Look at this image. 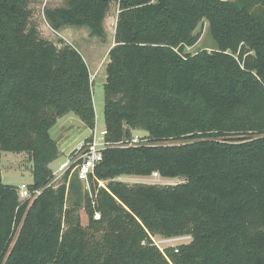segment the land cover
<instances>
[{
  "label": "trees",
  "instance_id": "1",
  "mask_svg": "<svg viewBox=\"0 0 264 264\" xmlns=\"http://www.w3.org/2000/svg\"><path fill=\"white\" fill-rule=\"evenodd\" d=\"M31 1L0 0V158L25 152L27 187L39 191L21 201L0 176V264H264V0L44 8L54 30L86 25L104 40L103 20L117 2L103 121L105 140L120 145L102 151L91 194L76 174L67 180L69 169L50 184L59 151L49 129L71 112L92 130L95 113L86 62L71 45L40 36ZM203 19L216 47L191 54ZM134 129L145 142L128 145ZM153 171L181 181L118 179ZM155 235L190 240L160 249Z\"/></svg>",
  "mask_w": 264,
  "mask_h": 264
},
{
  "label": "rangeland",
  "instance_id": "2",
  "mask_svg": "<svg viewBox=\"0 0 264 264\" xmlns=\"http://www.w3.org/2000/svg\"><path fill=\"white\" fill-rule=\"evenodd\" d=\"M67 0H33L29 4L31 11L30 21H32L41 37L48 39L58 47L63 43L69 44L74 47L83 57L87 64L90 74V89L92 92L93 108L95 113V125L92 130L85 128L84 123L69 112L57 119L55 124L49 129V134L52 139L57 142L58 157L52 162V179L56 177L58 167L61 163L69 160V175L68 179L75 181V172L73 170V163L78 158L80 151L78 146L86 141L93 131L99 133L104 128L103 121V83L105 81V65L108 61L107 53L114 44L113 34L115 28V21L118 12V6L116 1L110 3V7L103 20V26L106 32L104 40L99 39L96 36L90 35V29L88 26H63L58 30H54L47 22L43 10L44 8L62 7L66 4ZM194 33L199 34V38L192 46L186 47V51L191 54H199L203 50L210 51L216 47L209 31L208 22L206 19L197 26ZM131 137L137 138L138 143L145 142L146 132L140 129H134L131 131ZM179 140H167L164 144H178ZM31 161L25 152H9L4 151L1 153L0 158V176L2 182L8 185L19 186L25 184L26 186L32 184L33 179L31 175ZM66 171V170H65ZM56 173V174H55ZM64 173V172H63ZM62 175L57 176L54 183L60 182ZM119 180L126 183H155V184H176L181 181V178H161L154 180L148 176H134V175H122L118 177ZM34 194L29 198L32 199ZM76 197V195H73ZM68 202L71 199V193L67 195ZM67 202V203H68ZM78 215L80 217V223L87 225L88 216L82 206L78 209ZM18 230V228H17ZM16 230V233H17ZM152 241L162 249L166 245H174L181 242H187L190 238H183L178 241H166L159 236H152ZM12 242L10 243V246Z\"/></svg>",
  "mask_w": 264,
  "mask_h": 264
},
{
  "label": "built area",
  "instance_id": "3",
  "mask_svg": "<svg viewBox=\"0 0 264 264\" xmlns=\"http://www.w3.org/2000/svg\"><path fill=\"white\" fill-rule=\"evenodd\" d=\"M106 130L105 128L101 129L99 133L93 131L91 135L86 139V141L82 142L77 148L80 151V154L76 161L74 162L73 170L77 176V178L82 182L83 188L90 192L89 187V176L94 175V167L102 160V151L107 147H114L120 144L107 142L105 140ZM138 143L137 138H131V140L127 143L128 145H134ZM69 160L64 161L58 167V174L51 180L50 184H54L57 176L63 174L65 170L69 168L68 165ZM56 174V173H55ZM152 179L157 180L161 178L160 174L157 171H153L150 175ZM148 176V177H149ZM99 185H103V181L98 180ZM39 191L35 190L34 195H36ZM17 194L19 200H24L29 198L32 193L29 191L28 187L25 184H21L17 186ZM99 212H95L93 215L94 219H99ZM183 238H190L187 235L183 236H175L170 238H164L168 243L170 241H178L182 240ZM153 240V239H152ZM175 245V244H174ZM161 249V248H160Z\"/></svg>",
  "mask_w": 264,
  "mask_h": 264
},
{
  "label": "crops",
  "instance_id": "4",
  "mask_svg": "<svg viewBox=\"0 0 264 264\" xmlns=\"http://www.w3.org/2000/svg\"><path fill=\"white\" fill-rule=\"evenodd\" d=\"M53 162V161H52ZM52 162L50 163V168H51V164H52ZM141 177V176H140Z\"/></svg>",
  "mask_w": 264,
  "mask_h": 264
}]
</instances>
